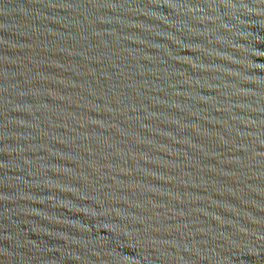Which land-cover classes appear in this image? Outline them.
Here are the masks:
<instances>
[{
	"label": "water",
	"instance_id": "1",
	"mask_svg": "<svg viewBox=\"0 0 264 264\" xmlns=\"http://www.w3.org/2000/svg\"><path fill=\"white\" fill-rule=\"evenodd\" d=\"M0 264H264V0H0Z\"/></svg>",
	"mask_w": 264,
	"mask_h": 264
}]
</instances>
